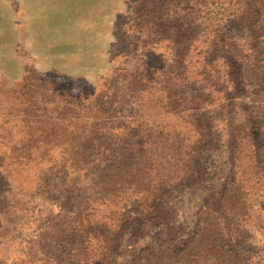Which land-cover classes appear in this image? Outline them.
Returning <instances> with one entry per match:
<instances>
[{"label":"trees","instance_id":"obj_1","mask_svg":"<svg viewBox=\"0 0 264 264\" xmlns=\"http://www.w3.org/2000/svg\"><path fill=\"white\" fill-rule=\"evenodd\" d=\"M138 1L132 7L139 15L133 38L153 45L145 49L134 40V54L139 52L140 57L104 75L99 88L71 93L26 68L16 87L0 91L9 100V105L1 106L8 111L1 122L15 124L0 126L6 146L0 151L2 160L7 158L17 168L46 162L50 173L55 168L65 174L46 182L60 187L46 194L50 208L41 212L44 215L37 213L33 193L16 215L22 227L31 230V257L39 255L43 264H244L247 245L240 218L247 198L235 178L218 192L223 214L210 205L201 208L189 241L178 245L170 225L152 220L166 196L164 188L191 176L195 149L214 122V99L236 90L237 79L224 48L215 46L219 54L203 63L197 56L193 61L184 47L177 46L176 34L153 32V27L170 25L173 14L142 8ZM184 2L187 7L190 1ZM227 4L231 22L244 27L248 17L240 0ZM256 7L262 15L264 6ZM164 42L170 45L165 46L166 60L164 53L153 51ZM149 57H156L158 64L146 61ZM258 66L255 78L264 84V64ZM243 77L240 74L239 80ZM143 102L161 107L171 120L159 127L148 123L141 116ZM220 104L230 109L223 127L234 143L232 157L257 159L249 114H238L235 102ZM54 150L59 158L52 160ZM109 155L116 156L107 162ZM87 158L99 168L97 186L90 193L78 186L81 182L75 176L85 169ZM15 198L18 203L24 200Z\"/></svg>","mask_w":264,"mask_h":264},{"label":"rangeland","instance_id":"obj_2","mask_svg":"<svg viewBox=\"0 0 264 264\" xmlns=\"http://www.w3.org/2000/svg\"><path fill=\"white\" fill-rule=\"evenodd\" d=\"M184 1H190L187 7ZM240 2L248 17L244 27L231 22L229 0L138 1L142 8L163 9L173 14L170 25L153 27V32L158 29L165 35L176 34L177 46L184 47L193 61L198 57L203 63L205 58L219 54L215 46L224 48L237 79L236 90L228 89L231 92L227 96L214 99L211 109L214 122L195 149L191 176L164 188L166 196L155 208L152 220L170 225L178 245L189 241L201 208L210 205L218 215L223 214L218 192L235 178L247 198L246 212L243 218L239 217L247 245L243 262L264 264V84L262 78H255L260 72L258 65L264 64V13L257 14L256 4L264 6V0ZM134 4L135 0H0V91L16 87L26 68L65 86L71 93L99 88L104 75L119 64H130L140 57L139 52L137 56L134 54V40L145 49L153 45L150 41L142 45L140 38H133L132 28L139 20L138 11L132 10ZM165 46L170 45L164 42L153 49L155 53H164L163 60L168 57ZM149 60L158 64L156 57L146 61ZM83 61L89 64L82 66ZM242 73L245 77L239 80ZM2 95L0 92V126H13V121L1 122L8 112L1 106L9 105ZM232 102L238 105V114L247 112L250 116L257 159L246 155L239 160L232 157L234 143L229 141L223 127L225 112L230 109L220 104ZM141 116L148 123L156 122L158 127L160 122L171 120L161 107H152L148 102H143ZM5 148V140L0 139V151ZM114 156L109 155L107 162ZM57 158L58 151L54 150L52 160ZM95 162L87 158L85 169L75 174L81 182L78 186L88 193L96 188L99 179ZM48 167L45 162L17 168L7 158L2 160L0 154V264H43L37 260L39 255L31 257L34 255L28 249L31 230L22 227L16 215L20 216V208H24L32 193L35 209L40 208L37 213L45 214L50 208L45 196L55 192L60 184L52 187L46 182L51 178L61 179L65 174L55 168L50 173ZM15 196L24 200L15 202Z\"/></svg>","mask_w":264,"mask_h":264},{"label":"crops","instance_id":"obj_3","mask_svg":"<svg viewBox=\"0 0 264 264\" xmlns=\"http://www.w3.org/2000/svg\"><path fill=\"white\" fill-rule=\"evenodd\" d=\"M38 44H39V46H42L40 41H39ZM86 62H87V61H83V63H81V65H82V66H83V65H86V66H87V63H86Z\"/></svg>","mask_w":264,"mask_h":264},{"label":"bare ground","instance_id":"obj_4","mask_svg":"<svg viewBox=\"0 0 264 264\" xmlns=\"http://www.w3.org/2000/svg\"><path fill=\"white\" fill-rule=\"evenodd\" d=\"M87 33H88V32H87ZM51 34H52V33H51ZM54 36H55V35H54ZM70 36H71V35H70ZM82 37H83V36H82ZM47 39H48V38H47ZM49 39H50V38H49ZM59 43H60V41H59ZM91 44H92V43H91ZM48 45H49V43H48ZM70 61H71V60H70ZM81 63H83V62H81ZM86 63H87V62H86ZM88 64H89V63H88ZM88 64H87V65H88Z\"/></svg>","mask_w":264,"mask_h":264}]
</instances>
